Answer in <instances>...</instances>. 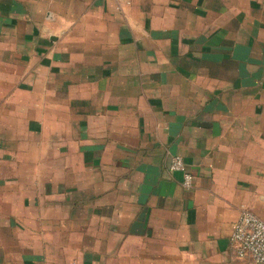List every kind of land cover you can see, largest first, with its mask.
I'll return each instance as SVG.
<instances>
[{
  "label": "crops",
  "instance_id": "crops-1",
  "mask_svg": "<svg viewBox=\"0 0 264 264\" xmlns=\"http://www.w3.org/2000/svg\"><path fill=\"white\" fill-rule=\"evenodd\" d=\"M245 212L264 0H0V264H255Z\"/></svg>",
  "mask_w": 264,
  "mask_h": 264
},
{
  "label": "built area",
  "instance_id": "built-area-1",
  "mask_svg": "<svg viewBox=\"0 0 264 264\" xmlns=\"http://www.w3.org/2000/svg\"><path fill=\"white\" fill-rule=\"evenodd\" d=\"M170 170L183 174V187L190 189L192 176L185 171V165L179 156L173 157ZM230 242L236 246L239 258H251L255 264H264V221L245 212L234 224Z\"/></svg>",
  "mask_w": 264,
  "mask_h": 264
}]
</instances>
